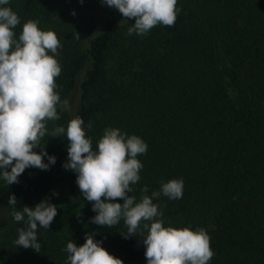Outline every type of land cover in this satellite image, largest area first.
<instances>
[{
    "label": "trees",
    "instance_id": "obj_1",
    "mask_svg": "<svg viewBox=\"0 0 264 264\" xmlns=\"http://www.w3.org/2000/svg\"><path fill=\"white\" fill-rule=\"evenodd\" d=\"M5 6L20 18L17 39L24 22L35 20L67 45L56 56V82L62 93L78 89L75 116L94 149L107 127L146 142L130 196L139 201L145 186L151 196L162 181L182 179V198L153 199L165 226L203 227L214 253L209 264H264V0H177L175 24L145 35L124 34L134 20L101 0H9ZM70 10L67 37L57 15ZM111 54L124 75L118 83L106 76ZM66 160L67 154L48 170L24 171L11 185L0 178V213L13 211L10 194L22 211L60 185L80 204L84 230L71 233L78 246L85 233L96 232L94 239L124 264H147L140 237L123 236V220L112 227L91 222L96 213L76 173L63 167ZM24 226L12 229L0 264H66L71 238L38 228L37 252L15 244Z\"/></svg>",
    "mask_w": 264,
    "mask_h": 264
},
{
    "label": "clouds",
    "instance_id": "obj_2",
    "mask_svg": "<svg viewBox=\"0 0 264 264\" xmlns=\"http://www.w3.org/2000/svg\"><path fill=\"white\" fill-rule=\"evenodd\" d=\"M101 3L115 8L122 18L134 20L128 35H145L157 25L173 26L179 11L177 0H101ZM8 4L9 0H0V178L11 185L19 182V176L27 168L48 170L56 157L47 153L41 139L46 135L66 137L67 160L63 167L76 173L79 191L96 213L90 218L93 224L112 227L123 220L128 233L123 236L140 237L147 264H209L214 253L206 230L165 226L163 213L153 202L161 194L172 200L182 198V179L162 181L160 190L153 191L151 196L145 194L148 192L145 186L139 201L129 195L143 168L138 156L147 153L148 146L142 138L107 127L94 149L79 116L72 117L66 127L56 125L48 131L47 122L60 119L58 106L70 111L69 101H61L56 91V78L61 73L56 56L61 43L53 30H42L35 20L24 22L17 39L14 29L20 18L11 7L5 6ZM75 35L80 39L78 32ZM87 127L92 128L91 121ZM37 147L41 149L39 152L35 151ZM16 198L9 195L8 202L13 205L11 215L25 226L18 228L15 244L39 252L37 230L50 229L57 207L45 198L34 207L24 205L22 211H17ZM95 235L96 232L85 233V242L79 246L69 240L66 264H124L102 247V241L95 240Z\"/></svg>",
    "mask_w": 264,
    "mask_h": 264
},
{
    "label": "rangeland",
    "instance_id": "obj_3",
    "mask_svg": "<svg viewBox=\"0 0 264 264\" xmlns=\"http://www.w3.org/2000/svg\"><path fill=\"white\" fill-rule=\"evenodd\" d=\"M72 13L73 10H70L62 13L60 12L57 15V18L60 19V21L63 24V28L67 37L71 35L70 23L73 17ZM129 27L131 26H126L123 29L124 34H128ZM66 49H67V45H62L58 49V53ZM106 69H107L106 76L113 83H118L121 79H123L124 75H122V72L118 70V61L116 59V56H114L113 54H111L110 57L108 58ZM56 85H57L56 91L60 95L61 101H63L64 99H67L69 101L70 111H63L58 106L60 119L54 122L53 121L47 122L46 126L49 132L56 125H63L66 127L68 121L75 116L76 111L79 107V93L76 87L73 90H69L67 92L62 93V88L59 86L58 82H56ZM67 143L68 141L66 137H48L46 135L41 139V144L44 145V148L47 151V153L49 155H54L56 157V160L59 159L61 156L67 154ZM40 150L41 149L39 147L35 149V151L37 152H39ZM44 161L45 163L48 162L47 157H44ZM36 170H40V169L30 167L25 170V173L31 175ZM54 192L58 193V195H54L53 194ZM45 198H48L49 202L55 204L57 207V215L55 216L53 222L51 223L49 230H52L57 234L64 235L68 239L71 238L70 240H72L71 233L73 232V229L82 230V231L84 230V224L80 212V204L62 186L56 185L52 187L50 191H48L42 199ZM35 205L31 207H34ZM11 213L12 212L10 211H3L0 213V256L9 243L12 229L18 223L14 220Z\"/></svg>",
    "mask_w": 264,
    "mask_h": 264
}]
</instances>
